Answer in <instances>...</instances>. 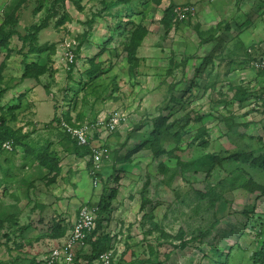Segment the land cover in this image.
Here are the masks:
<instances>
[{
  "label": "rangeland",
  "instance_id": "374dc122",
  "mask_svg": "<svg viewBox=\"0 0 264 264\" xmlns=\"http://www.w3.org/2000/svg\"><path fill=\"white\" fill-rule=\"evenodd\" d=\"M171 2L0 0V129L12 136L0 145V264L46 263L76 210L113 188L98 258L87 245L79 264H253L264 76L251 61L264 53V0L200 2L223 22L188 19L181 41L160 20ZM117 110L128 120L98 135L108 158L95 173L67 129Z\"/></svg>",
  "mask_w": 264,
  "mask_h": 264
},
{
  "label": "built area",
  "instance_id": "2783aa9c",
  "mask_svg": "<svg viewBox=\"0 0 264 264\" xmlns=\"http://www.w3.org/2000/svg\"><path fill=\"white\" fill-rule=\"evenodd\" d=\"M190 8L186 7L176 11V18L178 21L188 20L189 14H192ZM261 47V46H258ZM252 55L254 50H248ZM251 66L257 71H264V55L255 56L251 61ZM122 111L110 112L105 118H99L95 122L78 128H68V133L78 143L79 146L90 147L92 156L90 160L94 165V172L100 168L106 156V148L103 144L97 145L98 135H112L119 131L121 124L127 119ZM96 208L82 207L79 210L76 220L73 223L72 230L69 232L62 244L53 249L46 260L47 264H74L77 252L87 247V239L96 227Z\"/></svg>",
  "mask_w": 264,
  "mask_h": 264
},
{
  "label": "trees",
  "instance_id": "16d2710c",
  "mask_svg": "<svg viewBox=\"0 0 264 264\" xmlns=\"http://www.w3.org/2000/svg\"><path fill=\"white\" fill-rule=\"evenodd\" d=\"M174 10H175V5H174V3L171 2V4L169 5V7L167 9H165V11H164L163 22L166 21V23L165 22L164 23H165V25H166V27L168 29L171 28L172 26H174V27L177 26L178 27L179 26L178 24H182V23L185 22V21H178L177 20L176 13L174 12ZM210 41H212V40H210ZM210 41L209 40L208 41H204V42L201 41V43L202 44H207ZM253 57H254V55H252V57L250 56L251 59ZM258 73L261 76H264V71H260ZM5 124L6 123L3 122L2 123V127L3 128L0 129V145H3V143H5L6 141L12 139L10 129L9 130L8 129H4ZM74 142L76 143V146L78 147V149H80V148L81 149L82 148L85 149V153L84 154H85L86 157L87 156L88 157H91L92 156V150H91L90 147H88V146H86V147L79 146L76 141H74ZM78 149H77V152L79 151ZM46 158L47 157L45 156V157H42V158L38 159L39 160L38 162L43 167L46 166V161H45ZM248 159L250 160L251 157L248 156ZM259 168H261V169L264 168V161L262 162V166H259ZM111 193H112V195L110 197L108 196L107 198H105V196H102V198L100 199L99 204L97 206H95V208H96V215H97L96 227H95V230L89 235V237L87 239V242H86L87 245H89L91 247V251H92L91 252L90 259L98 258V255H99L98 253H99V249H100V244H99L100 243L99 242L100 240H97L98 238L97 239L95 238V235L97 233V224H99L98 223L99 222V220H98L99 218L98 217L100 216L101 213H105L107 211V209L110 207L111 202L113 201V199L116 198V196L118 194V190L115 189V188H113V190H112ZM99 226H100V224H99ZM0 228H1V226H0ZM260 249L261 250L257 253L256 257L253 256V259H254V263L255 264H264V244L261 246ZM83 251L84 250L81 249L80 251L77 252V255H76L75 260H74V264H79L80 263L79 261H80L81 257L84 254ZM39 264H47V263H42L41 262Z\"/></svg>",
  "mask_w": 264,
  "mask_h": 264
},
{
  "label": "crops",
  "instance_id": "0c3cea01",
  "mask_svg": "<svg viewBox=\"0 0 264 264\" xmlns=\"http://www.w3.org/2000/svg\"><path fill=\"white\" fill-rule=\"evenodd\" d=\"M203 1H205V0H198L197 2H195V1H187V0H182V1H176V0H174V4L176 5V6H191V7H194V10L198 13H195V11H194V13H192V14H189V16H188V19H190L191 20V22L192 23H194V25L193 24H190V23H187V26L188 27H185V29H191V28H193V27H195L196 28V21H197V19H200V21H202V22H205L206 24H208V25H215V26H217V25H219L220 23H222L223 21V19L220 17V15H218V12L216 11V10H214L213 8L214 7H212L211 5L212 4H214V2H209V3H207V5L205 4V10H204V8L202 7V9L201 10H198L199 9V3L200 2H203ZM249 2V0H244V3H248ZM183 7V8H184ZM238 10V9H237ZM207 11H209V15L208 16H205V14L207 13ZM242 12V11H241ZM241 12H238V15L239 14H241ZM163 16H164V12H163V14H162V18L160 19V20H162L163 19ZM199 18H198V17ZM204 16L205 17H208L206 20H205V18H204ZM181 26V27H180ZM179 27H174V26H172L171 28H170V30L172 31V30H174V31H172L174 34L176 33V31H178L179 29H180V31H178V33H180V35H178L177 36V38H178V40L179 41H181L182 40V36H183V33H181L182 31H183V26H185V25H180ZM203 26H201V30L203 31V29L204 28H202ZM212 27V26H211ZM194 29V28H193ZM207 29H209V28H207ZM207 29H205V30H207ZM169 32V33H167V32H164V37L167 35V36H169V34L170 33H172V32ZM148 35H150V33H148L147 34V36ZM176 37V36H175ZM148 39V37H145L144 38V41L143 42H145L146 40ZM216 43H217V41L216 40H212V41H210L209 43H207L206 45H204L203 47H202V51H201V54H200V57L199 58H202V57H204V58H206V57H208L209 55H210V53L213 51V49H214V47H215V45H216ZM257 43V42H256ZM200 44V41L198 42V44L196 45V48L198 49L199 48V45ZM252 44H255V43H252ZM251 45V44H250ZM157 48H159V47H157ZM140 53H141V48L138 50V58H142V55H140ZM261 55H264V53H260L259 54V56H261ZM194 57H198V56H194ZM192 58V57H191ZM204 60V59H203ZM203 60L202 59H197V61H192V63H191V65H193V66H195V65H197V63H199V65L203 62ZM82 208V207H81ZM81 208H79V209H77L76 210V212L74 213V215H73V217L72 218H74L73 219V221H72V225H71V228L69 229V232L72 230V227H73V223H74V221L76 220V218H77V215H78V213H79V210L81 209ZM70 221V220H69ZM255 249H257V247L255 248ZM253 264H254V262H253Z\"/></svg>",
  "mask_w": 264,
  "mask_h": 264
}]
</instances>
